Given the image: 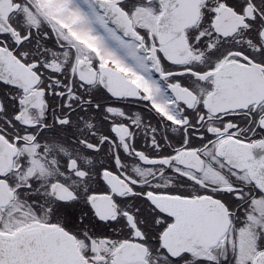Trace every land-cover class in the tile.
Wrapping results in <instances>:
<instances>
[{"label": "snow or ice", "instance_id": "1", "mask_svg": "<svg viewBox=\"0 0 264 264\" xmlns=\"http://www.w3.org/2000/svg\"><path fill=\"white\" fill-rule=\"evenodd\" d=\"M0 264H264V0H0Z\"/></svg>", "mask_w": 264, "mask_h": 264}]
</instances>
